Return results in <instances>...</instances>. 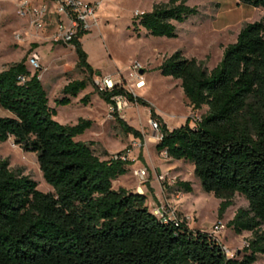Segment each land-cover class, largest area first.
I'll return each instance as SVG.
<instances>
[{
    "label": "trees",
    "instance_id": "16d2710c",
    "mask_svg": "<svg viewBox=\"0 0 264 264\" xmlns=\"http://www.w3.org/2000/svg\"><path fill=\"white\" fill-rule=\"evenodd\" d=\"M236 1L264 10V0ZM197 14L186 0H168L137 15L133 31L175 38V24ZM70 45L86 78L68 82L56 106L69 105L99 76L86 64L79 40ZM158 71L180 82L192 110L207 111L169 130L153 108L121 87L111 92L95 87L94 93L107 105L112 96L123 95L149 110L161 135L156 152L193 166L202 191L219 201L217 221L235 195L246 200L247 207L237 209L226 224L236 235H251L242 257L228 258L212 233L192 230L180 217H157L144 194L114 189L131 162L114 161L105 151L97 154L93 141H76L93 122L55 121L39 72L31 74L23 60L0 71V107L11 114L0 118V142L11 138L22 151L35 154L52 192H40L33 179L11 170L0 157V264H254L264 255V17L245 24L210 71L180 51L165 58ZM89 98L80 102L87 105ZM116 120L125 134L142 139ZM174 188L192 192L190 182L176 181Z\"/></svg>",
    "mask_w": 264,
    "mask_h": 264
},
{
    "label": "rangeland",
    "instance_id": "374dc122",
    "mask_svg": "<svg viewBox=\"0 0 264 264\" xmlns=\"http://www.w3.org/2000/svg\"><path fill=\"white\" fill-rule=\"evenodd\" d=\"M17 4L20 0H0V71L13 63L25 61L31 54L39 58L41 71L39 78L47 92L49 106L56 110L54 120L61 125H75L79 119L91 120L90 129L75 138L76 141L96 143L97 154L107 151L131 149L130 161L132 169L126 173L114 189H118L122 180L130 185H138V179L132 171L146 168L148 179L142 185L147 188L152 172L159 167L162 172L168 171L170 177L176 181L190 182L191 193H182L171 188L173 197L165 193V197L172 204V217L184 219L192 230L212 233L223 246L228 258L240 259L251 238L250 233L234 234L226 227L234 213L239 208H246V200L235 195L233 205L226 210L220 223L223 225L218 233H213L217 221L219 201L211 194L202 191L199 181L193 175V166L182 161L162 160L155 147L157 140L149 125V110L143 105L131 103L123 112L112 115L108 105L96 93L93 83L80 93L67 106H56L55 100L61 97L62 88L72 80H82L86 74L78 69L77 53L70 46L55 44L51 41L54 32V16H49L47 24L51 25L47 31H37L28 19L17 15ZM93 1V0H91ZM168 0H105L96 13L97 26L87 33L82 41L81 49L86 55V64L99 76H113L120 80L121 87L140 100L145 101L155 113L166 118L167 121H179L181 116L198 119L206 111V107L194 111L188 105L180 82L159 74L158 68L163 60L173 53L180 51L185 58H195L203 62L210 71L221 60L224 49L236 41L242 27L247 23L260 21L264 17V10L253 8L236 0H186L187 6L196 8L198 14L190 17L181 24H175L177 36L175 38L146 37L145 31L139 28L133 31V19L143 13L150 12L153 5L166 3ZM61 21H67L61 16ZM140 37H136V33ZM134 64L140 67L142 73L133 70ZM142 80L144 87L137 89L135 84ZM89 94L87 105L80 99ZM8 114V115H6ZM11 114L0 107V118L10 117ZM116 118L125 122L130 128L138 131L142 139H136L131 134H125ZM185 119V120H186ZM185 121H182V125ZM192 121L190 126H192ZM179 127V125L177 126ZM140 144L133 149V142ZM0 157L8 160L9 168L29 176L37 183L40 192H52L39 171L36 156L24 152L13 144L12 139L0 142ZM146 162V163H145ZM147 164V166H146ZM130 166V165H129ZM176 193L178 198L174 199ZM146 204L149 207L151 194L146 192ZM163 197H161V201ZM154 201V200H153ZM155 202V201H154ZM157 205V202H155ZM153 209V208H152ZM264 231V225L262 226ZM254 264H264V255H258Z\"/></svg>",
    "mask_w": 264,
    "mask_h": 264
},
{
    "label": "built area",
    "instance_id": "2783aa9c",
    "mask_svg": "<svg viewBox=\"0 0 264 264\" xmlns=\"http://www.w3.org/2000/svg\"><path fill=\"white\" fill-rule=\"evenodd\" d=\"M105 0H93V1H83V0H20L17 4V15L20 18L28 19L32 27L37 31H45L47 27V20L49 16H54L55 29L51 36V41L55 44H61L65 46H71V42L74 39H79L80 35L87 34L97 26L96 13L102 3ZM61 16L68 22L64 25L61 21ZM28 66L34 71H41V66L39 63V58L36 54H31L27 58ZM133 70L140 71V67L136 64L132 66ZM22 81L24 78H20ZM143 81L139 80L136 82L135 87L141 88ZM94 86L104 92H111L115 87H121L120 80L114 78L113 76H97L94 80ZM123 89V87H121ZM111 104L108 105L109 113L112 115L123 112L131 102L123 95H115L110 98ZM149 125L154 133L157 143L161 139V135L158 130L157 123L155 121L149 120ZM133 149H138L140 144L136 141L131 144ZM131 149H125L119 152H115L110 155V158L114 161L120 162H131L130 161ZM162 160H167L168 156L165 151L158 153ZM132 164V162H131ZM133 176L138 179V187L136 188L137 193L142 194L140 187L147 181L148 172L146 168H138L132 171ZM156 181L160 184L163 191L175 186V178L169 176L168 171L159 172L156 174ZM176 193L175 199L178 198ZM153 213L163 219L174 220L172 217V204L169 200L164 199L162 202H158L157 205L154 203ZM223 229V225L218 221L213 228V233H218ZM225 251V250H224Z\"/></svg>",
    "mask_w": 264,
    "mask_h": 264
},
{
    "label": "crops",
    "instance_id": "0c3cea01",
    "mask_svg": "<svg viewBox=\"0 0 264 264\" xmlns=\"http://www.w3.org/2000/svg\"><path fill=\"white\" fill-rule=\"evenodd\" d=\"M38 1H43V0H38ZM83 1H87V2H89V1H91V0H83ZM17 5V1L15 2V6ZM51 25L49 24V25H47V27H46V31H47V29H48V27H50ZM86 34H84V35H82L78 40H79V42H81L82 41V39L84 38V36H85ZM71 48H72V46H70ZM6 115H8V114H6ZM159 117H161V119L164 121V123L166 124V126H167V128L169 129V130H172V129H174V128H177V126L179 125V126H181L182 125V121H186L185 119V116H181V119H179V121L177 122V121H175V120H173L172 122L171 121H167L166 120V118H164V117H162V116H160L159 115ZM11 138H9V140H10ZM137 139V138H136ZM104 151L105 152H107L109 155H111V154H113V153H115V152H119V151H121V149L120 150H116V151H112V152H110V151H107L106 149H104ZM146 163V162H145ZM132 166L133 165H130V166H128V172H130V170L132 169ZM146 166H147V164H146ZM127 172V173H128ZM152 172V176H151V179H150V181H149V184L147 185V188L145 187V186H141L140 187V191L142 192V194H144L145 196H147V194H146V192H148L149 194H151V196H152V198H153V200L155 201V202H162L161 201V197H163V199H166L167 200V198L165 197V193L167 194L168 192V194L167 195H170L171 197H173V194H171L170 193V191H171V188H169V189H167L166 191H163V189H162V187L160 186V184L156 181V174L157 173H159V172H162L161 171V169L159 168V167H156L153 171H151ZM148 174V173H147ZM122 177H124V175L123 176H121V177H119L117 180H115L114 182H113V188H114V184H115V182H118ZM125 178H126V176H125ZM123 179L122 181V183L119 185L121 188H124V189H126V190H128V191H131V192H137L136 191V188L138 187V185H130L128 182H127V180L126 179ZM119 187V188H120ZM168 191V192H167ZM162 199V200H163ZM175 199V198H174ZM153 200H150V202H149V209L150 210H152V208H154V201ZM176 200V199H175Z\"/></svg>",
    "mask_w": 264,
    "mask_h": 264
},
{
    "label": "bare ground",
    "instance_id": "6f19581e",
    "mask_svg": "<svg viewBox=\"0 0 264 264\" xmlns=\"http://www.w3.org/2000/svg\"><path fill=\"white\" fill-rule=\"evenodd\" d=\"M143 84H144V82L142 83V85H141L142 87H141V88H143V87H144V85H143ZM141 88H138V89H141Z\"/></svg>",
    "mask_w": 264,
    "mask_h": 264
},
{
    "label": "water",
    "instance_id": "95a60500",
    "mask_svg": "<svg viewBox=\"0 0 264 264\" xmlns=\"http://www.w3.org/2000/svg\"><path fill=\"white\" fill-rule=\"evenodd\" d=\"M139 72H140V73H142V71H141V70H140Z\"/></svg>",
    "mask_w": 264,
    "mask_h": 264
}]
</instances>
